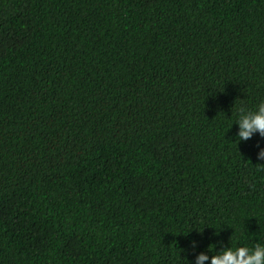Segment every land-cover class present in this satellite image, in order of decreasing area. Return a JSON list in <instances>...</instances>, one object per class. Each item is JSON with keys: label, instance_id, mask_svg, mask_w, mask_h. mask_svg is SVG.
<instances>
[{"label": "trees", "instance_id": "obj_1", "mask_svg": "<svg viewBox=\"0 0 264 264\" xmlns=\"http://www.w3.org/2000/svg\"><path fill=\"white\" fill-rule=\"evenodd\" d=\"M260 100L264 0H0V264L264 242Z\"/></svg>", "mask_w": 264, "mask_h": 264}, {"label": "clouds", "instance_id": "obj_2", "mask_svg": "<svg viewBox=\"0 0 264 264\" xmlns=\"http://www.w3.org/2000/svg\"><path fill=\"white\" fill-rule=\"evenodd\" d=\"M234 115V123L237 125L235 136L239 142H247L254 136H259L264 140V100H260L251 108L241 103L235 107ZM255 147L256 159L264 161V144L258 141ZM189 245L195 250L198 241L191 240ZM187 264L190 262L187 261ZM191 264H264V242H257L252 247L247 245L221 247L219 250H215V254L208 247L207 252L196 253Z\"/></svg>", "mask_w": 264, "mask_h": 264}]
</instances>
